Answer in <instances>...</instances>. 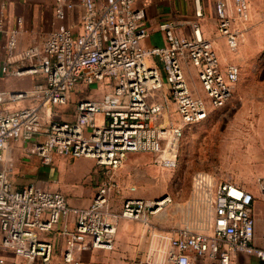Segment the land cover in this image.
Instances as JSON below:
<instances>
[{"label":"built area","instance_id":"built-area-1","mask_svg":"<svg viewBox=\"0 0 264 264\" xmlns=\"http://www.w3.org/2000/svg\"><path fill=\"white\" fill-rule=\"evenodd\" d=\"M146 1L51 0L55 26L38 30L27 45L20 43L26 31L21 16L11 27L0 18V75L32 80L29 85L0 87V247L9 254L0 255V264H48L53 245L45 234L60 220L65 240L62 264H81L76 248L112 249L120 219L148 226L147 216L170 198L126 196L119 210H112L111 195L119 186L110 170L119 168L131 151L148 152L161 166L174 168L183 126L204 119L210 108L223 106L232 96L240 70L233 62L222 65L213 39L203 34L204 0H191L194 13L186 21L188 31L178 32L175 20H163L159 28L166 43L153 45L144 44L150 32ZM228 1L213 0L215 28L234 50L240 31L233 25ZM248 6V0H231L237 19H246ZM153 59L160 68L151 63ZM186 65L195 68L205 97L192 93ZM77 84H102L103 90L94 96L84 89L74 104L73 118H62L59 107L68 102ZM164 86L179 121L168 113L167 99L156 93ZM16 140L28 144L27 153L43 164L56 156L94 159L105 174L90 202L69 204L50 185L52 179L14 185L9 174L11 143ZM194 180L204 189L213 187L209 226L156 235L145 228L157 244L144 262L190 264L194 254L229 264L240 252L264 260V247L251 243L252 193L228 180L213 181L205 172L195 174ZM259 188L264 192V177Z\"/></svg>","mask_w":264,"mask_h":264},{"label":"rangeland","instance_id":"rangeland-1","mask_svg":"<svg viewBox=\"0 0 264 264\" xmlns=\"http://www.w3.org/2000/svg\"><path fill=\"white\" fill-rule=\"evenodd\" d=\"M228 2L229 12L234 19L233 25L240 31L236 49H230L224 39L225 51L231 58L227 63L237 64L240 70L232 96L223 106L210 108L204 119L183 126L174 168L161 166L152 154L133 152L128 154L119 168L110 170L119 186V191L111 195L112 210H119L121 200L126 196L170 198L158 212L147 216L148 226L142 224L144 228L149 227L155 235L159 232L175 234L180 228L192 231L207 229L211 222L213 187L211 191L210 188L204 189L195 183L194 176L199 172L212 175L214 181L228 180L246 190L253 184L259 185L257 166L262 160V141L251 138L254 132L261 131V118L264 116L263 0H248V14L244 20L235 18L231 0ZM210 5L212 3L208 1L206 5L208 13L204 12V23L208 34L212 36L213 32L219 35L216 28L209 23L212 19ZM185 19L182 16L175 19L178 23V32L188 31L189 25ZM186 78L192 93L198 97H205L195 71L193 78L197 87L191 84L190 72L186 73ZM26 79L25 85L31 84L32 80ZM22 80L24 85L25 79ZM6 84L4 82L1 85ZM90 86L82 84L75 86L68 102L60 107L63 118L71 117L73 105L84 95L83 90L89 89ZM156 93L167 99L170 107L168 113L175 117V121H179L173 111V102L169 100L168 89L162 87L156 90ZM27 146L24 143L22 148L16 149L13 153V166L9 174L13 183H28L42 178L38 176V168L43 163L35 154L27 153ZM73 161L74 159H70L60 165L69 168L74 165ZM104 171L105 169L95 162L93 169L74 184L79 182L84 188L95 189V175L102 178ZM51 179L50 185L58 186V178ZM152 239L155 243L156 237L153 236ZM3 252L0 247V255Z\"/></svg>","mask_w":264,"mask_h":264},{"label":"crops","instance_id":"crops-1","mask_svg":"<svg viewBox=\"0 0 264 264\" xmlns=\"http://www.w3.org/2000/svg\"><path fill=\"white\" fill-rule=\"evenodd\" d=\"M208 1L212 3V5H210V15L212 19H210L211 21H209V23L212 27H215L216 17L215 13L213 12V0H204V12H206V14L208 13V10L206 11V5L208 4ZM144 7L150 22V32L144 40L145 45L166 43L163 31L159 28V23L163 20L173 18V20H175L180 16L183 18L185 17V21L191 20L193 18L191 0H148L144 3ZM18 15L22 18V27L26 28V31L22 33L20 38V43L22 45H27L32 42L35 39V33L38 30H47L54 27L56 24V20L53 17L51 0H0V18L3 19L5 26H14L16 16ZM71 19H75V12L71 15ZM202 29L203 34L206 37L213 39L214 47L220 63L222 65L226 64L231 58L225 51L224 38L215 33L213 34V32L212 36L208 34L209 32L207 31L204 19L202 22ZM2 55L3 53L0 49V63L2 60ZM151 63L156 64L160 68V65L156 59L151 60ZM184 71L185 75L187 72H190L192 78L191 84H193L194 87H197L193 78V71H195L196 75L195 68L191 65H186L184 66ZM262 77L264 78V70L262 71ZM26 81L27 79L24 80V85L26 84ZM4 82L7 84L1 85ZM15 84L21 86L23 81H14L13 78H4L0 75V87H14ZM102 88V84H94L90 86L89 90L94 96H100L101 91L103 90ZM164 88L167 87L164 86ZM59 110L62 109L59 107ZM62 115L63 112L60 117H62ZM71 118H73L72 113L69 119ZM261 121V131L254 132V136L251 138L256 141H262V160L257 166L258 180L261 177H264V116L261 118ZM23 146L24 143L20 140L12 141L10 152L12 162L13 153L16 152V149L18 150ZM133 152L138 151L128 152L126 157L129 153ZM70 159H74V165H72V167L67 168L60 165L63 162L69 161ZM94 166L95 160H92V158L89 157L74 158L56 156L51 163L41 164L39 166L38 176L42 177L43 179L57 177L59 184L56 187L63 193L68 203L71 205L83 206L90 202L98 184L104 175L102 174V178L95 175V189H92V187L84 188L79 184V182L77 184H74V182L80 181L81 178L91 169H93ZM212 179L214 181L213 177ZM13 184L16 186H21L25 183ZM246 191L252 193L254 196V229L251 243L254 246L264 247V192L260 190L259 185L257 184H253L251 187L247 188ZM62 224L63 220H60L57 224H55L51 231L46 232L45 234V237L48 238L53 245L52 256L48 264H62L61 254L65 248L64 236L60 232ZM86 240L89 242V238H86ZM156 244L157 239L155 240V243H153L152 237L143 227L140 221L120 219L114 235V244L112 249L88 248L80 250L79 248H76L74 253L81 260V264H151L145 263L144 259L147 253L150 251L151 246H156ZM6 254L8 253L4 251L1 255ZM190 255V264H217L209 258L197 257L194 254ZM229 264H264V260L260 259L255 254L240 252L232 257Z\"/></svg>","mask_w":264,"mask_h":264},{"label":"trees","instance_id":"trees-1","mask_svg":"<svg viewBox=\"0 0 264 264\" xmlns=\"http://www.w3.org/2000/svg\"><path fill=\"white\" fill-rule=\"evenodd\" d=\"M240 76V75H239ZM239 79V78H238ZM177 157H178V155H177Z\"/></svg>","mask_w":264,"mask_h":264}]
</instances>
